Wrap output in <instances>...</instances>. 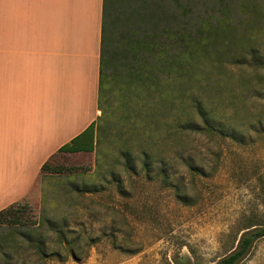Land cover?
Listing matches in <instances>:
<instances>
[{"label": "rangeland", "instance_id": "obj_1", "mask_svg": "<svg viewBox=\"0 0 264 264\" xmlns=\"http://www.w3.org/2000/svg\"><path fill=\"white\" fill-rule=\"evenodd\" d=\"M106 3L112 61L103 67L96 149L52 157L51 167L72 169L40 175L22 201L31 210L27 222L46 215L66 223L79 256L50 231L48 245L63 254L47 264H218L249 226L264 225V88L243 84L230 61L213 68L218 51L228 56L219 45L212 57L193 56L196 68L184 76L170 66L201 25L230 16V33L260 32L264 0ZM257 41L264 44V35ZM246 71L249 77L254 69ZM199 98L227 134L200 130ZM22 256L28 264L36 259L30 250ZM234 264H264V236Z\"/></svg>", "mask_w": 264, "mask_h": 264}, {"label": "crops", "instance_id": "obj_2", "mask_svg": "<svg viewBox=\"0 0 264 264\" xmlns=\"http://www.w3.org/2000/svg\"><path fill=\"white\" fill-rule=\"evenodd\" d=\"M104 38L105 0H0V210L98 120Z\"/></svg>", "mask_w": 264, "mask_h": 264}, {"label": "trees", "instance_id": "obj_3", "mask_svg": "<svg viewBox=\"0 0 264 264\" xmlns=\"http://www.w3.org/2000/svg\"><path fill=\"white\" fill-rule=\"evenodd\" d=\"M106 1L107 0H105V7L107 4ZM114 1L115 0H113V4ZM261 19L263 23L259 27L260 32H255L253 30L250 32L249 29H246L248 32L243 33V37L240 32L230 33V30L235 29L232 28L233 25L231 23L230 16H226L221 19L220 22L222 23H209L207 25H201L196 32V37H192L190 42H185V40L184 42H181L180 47L182 46L183 48H181V51L182 53H185V55L183 57H175L173 60L174 63H172L170 67L174 69L176 73L184 76L191 70V68H196V63L192 61L194 59L193 56L197 55L199 57H204V55H208L212 57V53L216 52L215 50L219 45L228 53V56L223 58L225 54H220L222 52L218 51L216 59L212 61L213 66H211L213 68H228L227 62L230 61V64L235 65L236 69L241 71V82L243 84L252 85L255 81H257V84L263 86L264 88V73L262 71V69H264V44H258L260 41H257L260 35H264V14H261ZM237 37H241L242 40L245 38V42H237ZM105 54L106 44L104 38L103 53L101 58L100 97L103 92V67L107 61H112V58H107ZM190 55H192V57ZM249 69H254L253 75L246 77V70ZM195 71L198 70L195 69ZM263 88L257 89L262 90ZM196 102L197 112L199 117L202 119L203 124V127L198 129H215L223 135L227 134L224 127H215L213 125L210 118L211 116L209 115L211 114L210 110L206 107L205 103L200 98ZM101 108L100 104V109ZM187 120L191 124L190 128L195 129L194 127L197 125H194L192 122L193 120H190V116ZM187 120L183 122L182 119L179 123L175 124V128H183ZM97 130L98 124L97 121H95L70 142L61 146L57 153L94 151L98 142ZM229 136L236 138V132L234 129ZM123 152V156H126L127 154V164L129 166H133L132 153L129 150H125ZM53 156H51L43 164L41 168L42 176L45 175L46 171L65 173V169H72L71 167H59L58 169L56 167H51L50 162ZM143 164L147 167L148 171H150L151 161L146 159ZM191 166H194L193 163H191ZM29 212H31L29 206L26 203H22V201L14 202L0 210V264H28L26 259L22 260V257L24 256H22V254L29 250L33 251L34 255H36V259L32 261L31 264H47L46 259L50 255L61 256L63 253L59 249L54 247L51 249V246L48 245V237L51 234L50 231H56L59 234V243L67 249V244L70 242H67L68 237L65 229L66 223L59 224L54 218L46 215L42 216L40 219L36 218L29 223L27 222V219L31 216ZM262 236H264V225L249 226L247 230L242 233L238 247L228 255L221 258L218 264H234L247 253L253 241ZM69 245V254L78 258L79 253L77 252L74 244L71 243Z\"/></svg>", "mask_w": 264, "mask_h": 264}]
</instances>
